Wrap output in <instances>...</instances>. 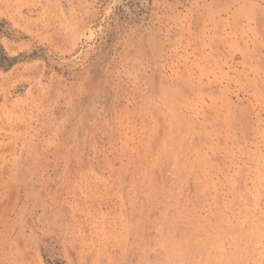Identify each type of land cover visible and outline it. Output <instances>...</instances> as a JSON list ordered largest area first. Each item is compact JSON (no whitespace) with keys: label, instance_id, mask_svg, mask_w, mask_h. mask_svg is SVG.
<instances>
[{"label":"rangeland","instance_id":"374dc122","mask_svg":"<svg viewBox=\"0 0 264 264\" xmlns=\"http://www.w3.org/2000/svg\"><path fill=\"white\" fill-rule=\"evenodd\" d=\"M0 264H264V0H0Z\"/></svg>","mask_w":264,"mask_h":264}]
</instances>
